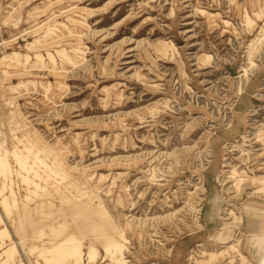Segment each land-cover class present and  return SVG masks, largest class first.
Returning a JSON list of instances; mask_svg holds the SVG:
<instances>
[{
    "label": "rangeland",
    "instance_id": "374dc122",
    "mask_svg": "<svg viewBox=\"0 0 264 264\" xmlns=\"http://www.w3.org/2000/svg\"><path fill=\"white\" fill-rule=\"evenodd\" d=\"M0 264H264V0H0Z\"/></svg>",
    "mask_w": 264,
    "mask_h": 264
}]
</instances>
